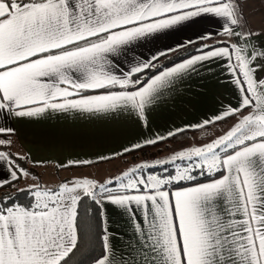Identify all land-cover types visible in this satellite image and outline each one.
Segmentation results:
<instances>
[{
    "label": "snow or ice",
    "instance_id": "snow-or-ice-1",
    "mask_svg": "<svg viewBox=\"0 0 264 264\" xmlns=\"http://www.w3.org/2000/svg\"><path fill=\"white\" fill-rule=\"evenodd\" d=\"M255 3L0 0V264H264V7ZM189 27L195 41L166 43ZM202 74L227 86L226 102L160 124ZM69 117L141 131L110 154L55 164L24 150L22 130ZM134 153L144 159L97 178ZM93 167L55 183L35 171Z\"/></svg>",
    "mask_w": 264,
    "mask_h": 264
},
{
    "label": "crops",
    "instance_id": "crops-1",
    "mask_svg": "<svg viewBox=\"0 0 264 264\" xmlns=\"http://www.w3.org/2000/svg\"><path fill=\"white\" fill-rule=\"evenodd\" d=\"M255 7H264L256 0ZM260 15L257 13L253 26H259ZM215 30V25L208 22ZM197 39V30L191 27L169 38L166 43H174L176 39ZM226 85L219 82L216 76L202 74L194 77L182 86V91L175 101H169L168 107L158 115L160 124L169 120L177 123L194 121L202 114L209 112L214 106L228 98ZM73 118L57 123L55 121L39 126L38 129L27 128L21 131L23 148L32 153L33 159H49L55 164L67 158H89L99 154H110L130 140L134 139L140 129L125 121L93 122L80 120L73 123ZM19 147V145H17ZM15 150V149H14ZM102 168L103 165L101 166ZM52 169V168H48ZM97 171L95 167L85 169L61 170L63 178L72 175H83Z\"/></svg>",
    "mask_w": 264,
    "mask_h": 264
},
{
    "label": "rangeland",
    "instance_id": "rangeland-1",
    "mask_svg": "<svg viewBox=\"0 0 264 264\" xmlns=\"http://www.w3.org/2000/svg\"><path fill=\"white\" fill-rule=\"evenodd\" d=\"M149 151L152 152L154 150L149 149ZM161 155H167V152H164ZM137 158L138 159H144L143 155L138 153L136 155L133 154L132 156H129V157L126 158L127 161H128V164H122L120 162V160H117V161L114 162V164L103 165L104 168L101 167L103 169V171L101 172V174L99 176H97V178L98 179H103L108 174L115 175L119 170L129 166L132 163L138 162ZM35 171L38 172V173H43V175L41 176V179L45 183H55L59 179H64L62 174H59L58 177L55 176L53 169L45 170L43 168H38V169H35ZM91 171H92L91 173L93 175L96 174L95 170L92 169ZM31 182L32 181H30V180L29 181H22L21 182V187H23L25 183H31Z\"/></svg>",
    "mask_w": 264,
    "mask_h": 264
},
{
    "label": "trees",
    "instance_id": "trees-1",
    "mask_svg": "<svg viewBox=\"0 0 264 264\" xmlns=\"http://www.w3.org/2000/svg\"><path fill=\"white\" fill-rule=\"evenodd\" d=\"M135 155L138 154V153H134Z\"/></svg>",
    "mask_w": 264,
    "mask_h": 264
}]
</instances>
